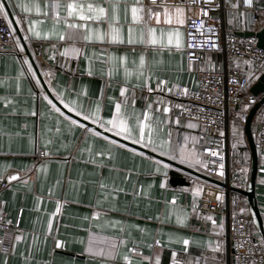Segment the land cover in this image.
Here are the masks:
<instances>
[{
  "label": "crops",
  "instance_id": "crops-1",
  "mask_svg": "<svg viewBox=\"0 0 264 264\" xmlns=\"http://www.w3.org/2000/svg\"><path fill=\"white\" fill-rule=\"evenodd\" d=\"M225 4L228 29L264 30V18L253 25L239 2ZM0 6L17 51L0 52V178L8 182L0 210L16 226L0 230V264H229L224 221L192 209L206 181L189 171L208 177L201 128L180 118L171 98L179 87L198 88L196 72H219L225 62L210 52L186 61L185 10L145 8L142 0ZM99 8V20L80 19ZM229 67L255 82L264 73ZM114 119L123 132L107 123ZM255 198L264 224V166Z\"/></svg>",
  "mask_w": 264,
  "mask_h": 264
},
{
  "label": "built area",
  "instance_id": "built-area-1",
  "mask_svg": "<svg viewBox=\"0 0 264 264\" xmlns=\"http://www.w3.org/2000/svg\"><path fill=\"white\" fill-rule=\"evenodd\" d=\"M237 1L239 11L250 15L253 25L264 18V0H142L145 8L160 6L182 8L184 20V53L190 64L199 63L205 53H217L224 58L225 68L219 72L198 71V88L179 87L171 94L176 104L172 110L186 121L201 128L197 135V147L206 151L203 171L217 186L201 182L200 191L192 206L193 211L220 218L227 226L230 242L229 264H264V243L259 237L251 217L246 215L248 205L241 192L246 191L249 181V166L242 165L241 154L246 143L242 133L235 139L229 136L230 125L239 116L244 127L247 114L258 99L250 93L251 78L242 69L229 67L230 63L247 66L252 70L264 68V50L259 48L254 33L251 37L238 35L226 27L225 13L230 9L226 2ZM195 11L196 14L190 12ZM16 38L0 8V52H15ZM245 112L238 114L240 109ZM257 133L254 138L258 166H264V104L256 115ZM44 157L38 150L36 158ZM258 170V169H257ZM195 185L194 177L188 180ZM8 182L0 178V192ZM235 189L236 191H233ZM10 224L0 210V230L11 231ZM2 250V249H0Z\"/></svg>",
  "mask_w": 264,
  "mask_h": 264
},
{
  "label": "water",
  "instance_id": "water-1",
  "mask_svg": "<svg viewBox=\"0 0 264 264\" xmlns=\"http://www.w3.org/2000/svg\"><path fill=\"white\" fill-rule=\"evenodd\" d=\"M238 35L243 36V37H251L254 35V33L253 32H248L245 34L238 33ZM256 37L258 39L259 48L264 50V30L259 34H256ZM19 39L22 41L20 36H19ZM26 56L30 60L32 66L35 68L36 74L39 76L40 74H39L38 70L36 69L34 61L29 56L27 51H26ZM41 84H43L42 80H41ZM43 87H44V90L46 91L44 85H43ZM250 93L253 96H255L258 99V101L249 110V112L247 114L246 122H245L244 127H243V133H244L245 140L247 142L248 151H249V155H250V164H249L248 186H247L246 191L241 192V194L246 199V202L248 205L249 216L251 217V219L253 221V225H254L259 237L261 238V240L264 243V224H263V220H262V217L260 215V212H259V209L257 206V202H256V198H255V180H256L257 169H258V167H257L258 166V159H257L256 150L254 148V138H253V134H252V126H253L254 119L256 118V115L259 112L261 106L264 104V73L261 74L258 77L257 81L251 86ZM189 173H191L192 175H196V176L200 177L201 179L205 180L208 183L215 184L217 186L222 187L221 183L216 182L215 180H213L210 177L203 176V175L198 174V173L193 172V171L192 172L189 171ZM232 190L236 191L235 189H232Z\"/></svg>",
  "mask_w": 264,
  "mask_h": 264
},
{
  "label": "snow or ice",
  "instance_id": "snow-or-ice-1",
  "mask_svg": "<svg viewBox=\"0 0 264 264\" xmlns=\"http://www.w3.org/2000/svg\"><path fill=\"white\" fill-rule=\"evenodd\" d=\"M245 2L247 3V0H245ZM0 7H2V6H0ZM68 10H69V15H72L73 14V12H74V10H75V5L74 4H72V3H69L68 4ZM89 8L91 9L92 8V6L91 5H89ZM104 9L103 8H99V9H97V12L99 13V15H96V16H88V17H85V16H83V15H81L80 16V19H88V20H92V19H95V20H99L100 19V15H102L103 13H104ZM131 11H132V15H133V19L134 20H136V19H139V17L137 16V12H138V9L136 8V7H133L132 9H131ZM179 11V10H178ZM157 17L159 16V13H156L155 14ZM181 23L183 22V21H180ZM71 27H76L77 25H70ZM82 26V25H81ZM131 31V30H130ZM153 30H149V32L151 33ZM89 37H85V39H88ZM116 37H115V35L113 36V39H115ZM61 39H63V37H61ZM150 43H152V44H156L157 43V40L155 39V37H152L151 39H150V41H149ZM129 43H132V40L131 39H129ZM168 43L169 44H171L172 43V40H171V36L169 37V40H168ZM177 46H179V41L177 40ZM141 63H143V58H141ZM161 83H163V81H161ZM117 107H119V106H117ZM164 111L165 112H167L168 111V108H165L164 109ZM108 124H110V125H112V127L113 128H119L120 129V132H123L125 129H124V123L121 121L120 122V124L119 125H117V123H116V121H115V119L114 120H110V121H108L107 122ZM120 132H118L117 134H120ZM137 142H139V141H137ZM16 177H14V176H12V177H9V179H15ZM183 243L185 244V245H187L188 244V240H184L183 241ZM60 245H59V243L57 244V247H59Z\"/></svg>",
  "mask_w": 264,
  "mask_h": 264
},
{
  "label": "trees",
  "instance_id": "trees-1",
  "mask_svg": "<svg viewBox=\"0 0 264 264\" xmlns=\"http://www.w3.org/2000/svg\"><path fill=\"white\" fill-rule=\"evenodd\" d=\"M263 72H264V68L257 70V74L263 73ZM250 81H251V84H254V82H255L254 78H252ZM244 112H245V109L242 108L239 110L238 114L240 115ZM238 120H239V116H237L235 121L230 125L229 135H230L231 139H235L239 132H243V127L239 124ZM249 157H250L249 152H248L247 148H245L244 153H242L240 156L242 165H245L247 167L249 166V164H250V158ZM245 214L249 215V212L247 211V212H245Z\"/></svg>",
  "mask_w": 264,
  "mask_h": 264
},
{
  "label": "rangeland",
  "instance_id": "rangeland-1",
  "mask_svg": "<svg viewBox=\"0 0 264 264\" xmlns=\"http://www.w3.org/2000/svg\"><path fill=\"white\" fill-rule=\"evenodd\" d=\"M230 131V130H229ZM230 136V135H229ZM247 212V211H246Z\"/></svg>",
  "mask_w": 264,
  "mask_h": 264
}]
</instances>
